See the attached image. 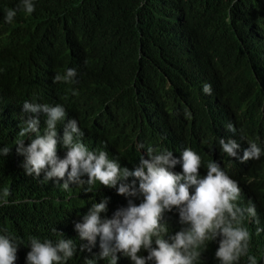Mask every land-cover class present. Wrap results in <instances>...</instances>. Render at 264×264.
I'll use <instances>...</instances> for the list:
<instances>
[{
  "label": "trees",
  "instance_id": "16d2710c",
  "mask_svg": "<svg viewBox=\"0 0 264 264\" xmlns=\"http://www.w3.org/2000/svg\"><path fill=\"white\" fill-rule=\"evenodd\" d=\"M33 2L35 11L29 15L19 10L21 0H0V38L7 35L11 42L0 52V148L11 149L7 157L0 155V235L19 242L15 264H27L32 237L55 243L59 233L77 244L67 264L91 259L110 264V258L99 259L96 248L79 250L88 242L79 238L75 224L105 198L109 202L102 218L126 208L129 199L143 202L142 195L121 196L99 182L65 190L60 186L64 181H43V173L40 178L27 176L24 157L16 152L19 140L30 143L18 135L30 115L23 111L25 101L62 104L67 117L58 124L60 138L64 125L76 118L90 150L107 151L130 171L141 157L148 158L149 147L173 151L181 160L172 169L177 174H182L185 148L201 156V177L209 161L219 163L242 190L238 204L255 205L256 217L247 218L244 226L251 236L249 255L264 264V197L262 204L255 197L264 155L240 163L219 144L221 138L234 139L241 155L254 133L264 139V0ZM8 9L17 10L11 24L5 22ZM187 16L195 22L198 50L185 33ZM70 68L77 72L74 82L53 83L55 75ZM205 84L211 85V94L203 91ZM45 126L41 114V132ZM57 154L61 159L66 155L62 143ZM190 191L194 194L195 187ZM161 223L168 227L165 239L187 227L179 223L176 209L165 212ZM219 239L206 242L198 264H219ZM117 257V264H133L123 253ZM239 264H249L247 256Z\"/></svg>",
  "mask_w": 264,
  "mask_h": 264
},
{
  "label": "clouds",
  "instance_id": "9594fccd",
  "mask_svg": "<svg viewBox=\"0 0 264 264\" xmlns=\"http://www.w3.org/2000/svg\"><path fill=\"white\" fill-rule=\"evenodd\" d=\"M19 10L32 14L35 11L33 0H21ZM17 10L8 9L5 22L11 24ZM190 19L194 35L188 31ZM186 35L191 37L192 46L198 50L197 30L194 20L187 16L183 21ZM11 42L7 35L0 38V52L7 51ZM204 63V58L201 57ZM77 72L70 68L61 76L55 75L53 83L74 82ZM203 91L211 94V85L205 84ZM77 94L73 91V95ZM23 111L28 115L25 126L18 135L28 137L30 143L25 146V139L16 144L17 155L24 157L22 167L27 176L40 178L43 181L54 178L64 181L62 186L67 190L70 185H95L99 182L107 188H116L121 196L135 198L143 196L139 205L129 199L126 208L118 209L111 218H102L107 212L108 199L94 203L83 221L75 224V231L81 240L88 243L80 246V251H100L99 259L110 258V264H117V253L129 257L133 264H198L202 253L206 250V242L218 237L219 246L215 253L219 264H239L241 257L247 256L249 264H257L255 256L249 255L250 232L244 221L255 218V205L249 202L244 207L238 204L241 188L237 181L230 178L222 170L219 163L209 161L206 176L201 177L202 158L190 148L181 153L182 174L172 171L181 163L168 149H147V159L141 157L134 170L121 168L118 160L111 159L107 151L90 150L83 142V131L76 118L68 120L64 125L62 138L58 136V124L64 122L67 111L62 104L50 105L25 101ZM45 116L44 131L41 132L40 115ZM228 129L235 133L232 124ZM34 134V138H32ZM66 149L64 158L58 156V144ZM223 153L239 160H259L264 155V139L254 133L248 142V148L239 155L240 143L234 139L219 140ZM140 149L144 145H139ZM11 152L8 147L0 148V155L7 157ZM87 176L85 181L82 177ZM66 177V179H65ZM129 177L135 180L125 183ZM136 181L139 182L138 187ZM256 198L262 204L264 197V171L256 178ZM118 186V187H117ZM195 187L194 194L190 191ZM90 190V188L88 189ZM4 194L10 195L7 189ZM176 209L179 223L187 227L181 228L175 235L165 239L168 227L162 224L165 212ZM55 231V229H54ZM61 238L55 243L32 237L30 251L27 253V264H67L77 253V244L72 239ZM99 237V238H97ZM153 244L155 247H153ZM20 244L10 235H0V264H15ZM147 251L146 257L138 255ZM85 264H96L95 259L86 260Z\"/></svg>",
  "mask_w": 264,
  "mask_h": 264
},
{
  "label": "rangeland",
  "instance_id": "374dc122",
  "mask_svg": "<svg viewBox=\"0 0 264 264\" xmlns=\"http://www.w3.org/2000/svg\"><path fill=\"white\" fill-rule=\"evenodd\" d=\"M188 24H189V29H188V31L191 32L192 35H194L193 25H192L190 19H188Z\"/></svg>",
  "mask_w": 264,
  "mask_h": 264
}]
</instances>
